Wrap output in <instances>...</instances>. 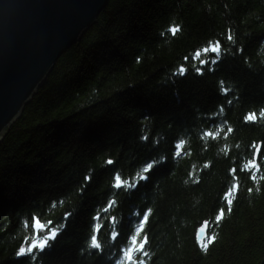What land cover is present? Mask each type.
Listing matches in <instances>:
<instances>
[{"label": "trees", "instance_id": "16d2710c", "mask_svg": "<svg viewBox=\"0 0 264 264\" xmlns=\"http://www.w3.org/2000/svg\"><path fill=\"white\" fill-rule=\"evenodd\" d=\"M107 6L0 143V264H258L264 0ZM130 12L140 30L100 48ZM65 128L81 137L70 149ZM38 222L56 237L19 254Z\"/></svg>", "mask_w": 264, "mask_h": 264}, {"label": "water", "instance_id": "95a60500", "mask_svg": "<svg viewBox=\"0 0 264 264\" xmlns=\"http://www.w3.org/2000/svg\"><path fill=\"white\" fill-rule=\"evenodd\" d=\"M106 0H0V140ZM207 225L197 229L204 238ZM258 264H264V257Z\"/></svg>", "mask_w": 264, "mask_h": 264}, {"label": "rangeland", "instance_id": "374dc122", "mask_svg": "<svg viewBox=\"0 0 264 264\" xmlns=\"http://www.w3.org/2000/svg\"><path fill=\"white\" fill-rule=\"evenodd\" d=\"M109 1L110 0H106V2L104 3V4H102L101 5V7L98 9V11H97V13H96V15H95V17H94V21H92L91 22V24L87 27V28H85L81 33H80V35L76 38V40L71 44V45H69L60 55H59V57L65 52V51H67L71 46H73L74 44H76L77 42H79L80 40H81V38L84 36V34L96 23V21H97V18H98V16H99V14H101L108 6V3H109ZM123 9L121 8V9H119V12L120 11H122ZM110 11H111V9H110ZM136 14L134 13V12H130L128 15H127V17L125 18V20H124V22H123V24H122V26H121V28H120V30L118 31V33L116 34V36H114V37H112V38H105V37H103L102 39V41H100V42H98L99 44H98V46L100 47V48H102V47H104V48H109L111 45H112V43H113V41L114 40H117V37H119V36H121L123 33H125L126 31H128L130 28H138L139 30H140V25L136 22L137 20V17L135 16ZM122 17V16H121ZM211 49H216L217 50V47H215V46H211L210 47ZM205 50V48L202 50V52H205L204 51ZM59 57L56 59V61L54 62V64L50 67V69L47 71V73L45 74V78H44V80L38 85V87H37V89L39 88V87H41L43 84H44V82L46 81V79H47V77L49 76V74H50V72L52 71V69H53V67H54V65H55V63L57 62V60L59 59ZM208 58H209V60H213V58H214V52L213 51H210V53H209V56H208ZM37 89L35 90V92L33 93V95L30 97V99H29V101L32 99V97L35 95V93H36V91H37ZM28 101V102H29ZM27 105V104H26ZM25 105V106H26ZM25 106H24V108H25ZM182 114H183V112H182ZM182 118V117H181ZM17 119V118H16ZM15 121V120H14ZM13 121V122H14ZM12 122V123H13ZM11 123V124H12ZM90 123H92V122H90ZM10 124V125H11ZM10 125L8 126V128H7V130H6V133L8 132V130H9V127H10ZM71 131V130H70ZM63 132H64V137H66L65 139L67 140V146L69 147V149L71 148V146H73V145H76V144H79L80 142H81V137L80 136H78V137H76L74 134H72L71 135V133L69 132V130H67L66 128L63 130ZM6 133L3 135V137L6 135ZM74 133H77L76 131H74ZM79 135V134H78ZM3 137H2V139H3ZM2 139L0 140V143H1V141H2ZM52 147V146H51ZM260 151H261V143L260 142H258V144L255 146V149H254V153H253V160H254V162H256L257 161V159H258V157H259V154H260ZM43 161V160H42ZM45 161V160H44ZM35 181V184H37V183H40V182H42L43 180L41 179V178H39V179H36V180H34ZM24 186V185H23ZM22 186V187H23ZM203 225H207V229H206V233H205V236H204V238L203 239H201L200 241H202V240H204L205 238H206V236H207V233H208V228H209V223L207 222V221H203L202 223H200L198 226H197V228H196V231H195V239H196V242H200V241H198L197 240V235H196V232H197V229L199 228V227H201V226H203ZM53 231H55L54 229H47L43 224H41V223H36L35 224V230H34V234H33V236L32 237H30V238H28L27 240H26V242L20 247V249H24V252H27V249L29 248V247H31V246H33V245H35V247L34 248H41L40 247V242L42 241V240H48V237H50L51 236V233L53 232ZM33 248V249H34ZM263 257H264V255H263ZM262 257V258H263ZM261 258V259H262ZM261 261V260H260Z\"/></svg>", "mask_w": 264, "mask_h": 264}, {"label": "snow or ice", "instance_id": "6c2138e0", "mask_svg": "<svg viewBox=\"0 0 264 264\" xmlns=\"http://www.w3.org/2000/svg\"><path fill=\"white\" fill-rule=\"evenodd\" d=\"M172 31L175 32L176 29L174 28ZM230 38H231V37H230ZM215 50H216V49H213V51H215ZM183 71H184V70L181 69V73H183ZM248 119H249V120H252V119H255V117H254V116H249ZM109 163H111V162H109ZM152 167H153V165L149 164V166H148L147 168L144 169V172L147 173ZM146 178H147V177H145V176H141V177H140L141 180L146 179ZM119 186H120V180H119V177H117V187H119ZM229 195H231V193H229ZM228 203L231 204L232 201H231V200H228ZM222 218H223V212H221L220 214H218L217 217H216L217 221L221 220ZM147 220H148V215L145 214V215H144V221H147ZM144 221H141V224H140L141 228L144 227ZM56 235H57V232H56V231H53V232L51 233V236L48 237V240H50V239H54V238L56 237ZM96 239H97V238H96L95 236H93V237L91 238L93 246H97V247H98L99 245L96 244ZM48 240H42V241L40 242V247H41V248L45 247L46 244H47V242H48ZM146 243H147V240L141 242L139 249H137L136 251L139 252V253H142L143 255H147V253H146V249H145V245H146ZM211 243H212V238H209V239L207 240V242L204 244V247L207 248L208 245L211 244ZM34 247H35V245L29 247V248L27 249V252H28V253H31V252L33 251V248H34ZM19 254H24V249H20V253H19ZM140 264H143V261H140Z\"/></svg>", "mask_w": 264, "mask_h": 264}]
</instances>
